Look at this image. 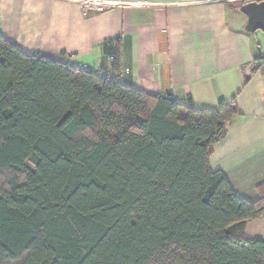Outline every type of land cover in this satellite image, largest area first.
Segmentation results:
<instances>
[{"label":"trees","instance_id":"1","mask_svg":"<svg viewBox=\"0 0 264 264\" xmlns=\"http://www.w3.org/2000/svg\"><path fill=\"white\" fill-rule=\"evenodd\" d=\"M88 68L0 35V264H264L240 235L264 183L242 199L209 165L235 98L198 109Z\"/></svg>","mask_w":264,"mask_h":264},{"label":"crops","instance_id":"2","mask_svg":"<svg viewBox=\"0 0 264 264\" xmlns=\"http://www.w3.org/2000/svg\"><path fill=\"white\" fill-rule=\"evenodd\" d=\"M0 0V35L24 53L90 68L118 47L122 84L198 109L235 98L238 115L209 165L238 197L264 183V31L248 32L240 0ZM264 239V216L240 233Z\"/></svg>","mask_w":264,"mask_h":264},{"label":"water","instance_id":"3","mask_svg":"<svg viewBox=\"0 0 264 264\" xmlns=\"http://www.w3.org/2000/svg\"><path fill=\"white\" fill-rule=\"evenodd\" d=\"M240 11L248 20L245 29L248 32L264 31V0H240Z\"/></svg>","mask_w":264,"mask_h":264},{"label":"built area","instance_id":"4","mask_svg":"<svg viewBox=\"0 0 264 264\" xmlns=\"http://www.w3.org/2000/svg\"><path fill=\"white\" fill-rule=\"evenodd\" d=\"M74 1V0H73ZM75 1H80L82 3H88L90 5H97V4H101V5H110L112 4V2H107V3H100L99 1L97 2H90V1H85V0H75ZM72 67L76 68V69H80V70H88V65L84 64V63H71L70 64ZM93 72L102 78H105L106 80L109 81H117V79L122 78V72H119L118 76H116L115 74H113V71L111 69V66H108L107 68H102V67H97L95 69H93Z\"/></svg>","mask_w":264,"mask_h":264},{"label":"rangeland","instance_id":"5","mask_svg":"<svg viewBox=\"0 0 264 264\" xmlns=\"http://www.w3.org/2000/svg\"><path fill=\"white\" fill-rule=\"evenodd\" d=\"M91 2V1H90ZM27 167L29 168V169H33V167L30 165V164H27Z\"/></svg>","mask_w":264,"mask_h":264}]
</instances>
